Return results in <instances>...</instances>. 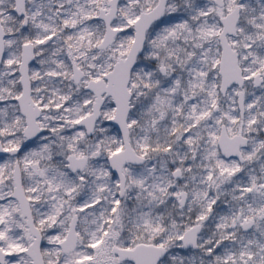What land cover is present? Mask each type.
<instances>
[{
    "label": "snow or ice",
    "instance_id": "obj_1",
    "mask_svg": "<svg viewBox=\"0 0 264 264\" xmlns=\"http://www.w3.org/2000/svg\"><path fill=\"white\" fill-rule=\"evenodd\" d=\"M0 264H264V0H0Z\"/></svg>",
    "mask_w": 264,
    "mask_h": 264
},
{
    "label": "rangeland",
    "instance_id": "obj_2",
    "mask_svg": "<svg viewBox=\"0 0 264 264\" xmlns=\"http://www.w3.org/2000/svg\"><path fill=\"white\" fill-rule=\"evenodd\" d=\"M0 162H3V157L0 158Z\"/></svg>",
    "mask_w": 264,
    "mask_h": 264
},
{
    "label": "water",
    "instance_id": "obj_3",
    "mask_svg": "<svg viewBox=\"0 0 264 264\" xmlns=\"http://www.w3.org/2000/svg\"><path fill=\"white\" fill-rule=\"evenodd\" d=\"M0 157H2V155H0Z\"/></svg>",
    "mask_w": 264,
    "mask_h": 264
},
{
    "label": "flooded vegetation",
    "instance_id": "obj_4",
    "mask_svg": "<svg viewBox=\"0 0 264 264\" xmlns=\"http://www.w3.org/2000/svg\"><path fill=\"white\" fill-rule=\"evenodd\" d=\"M3 157V156H2ZM1 158V157H0Z\"/></svg>",
    "mask_w": 264,
    "mask_h": 264
}]
</instances>
